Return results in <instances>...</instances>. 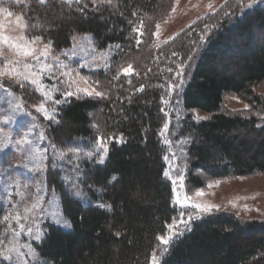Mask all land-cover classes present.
I'll return each instance as SVG.
<instances>
[{"label": "trees", "instance_id": "obj_1", "mask_svg": "<svg viewBox=\"0 0 264 264\" xmlns=\"http://www.w3.org/2000/svg\"><path fill=\"white\" fill-rule=\"evenodd\" d=\"M28 1L9 6L23 12L29 32L51 42L58 53L71 47L76 34L92 35L99 49L115 48L109 70L85 73L96 79L103 95L70 96L46 123L58 144L95 143L102 135L111 142L104 165L81 161L82 198L70 192L59 173H49L72 227L49 225L35 244L40 259L47 264H152L156 253L158 264H264V220L212 214L193 219L190 230H182L166 252L157 239L178 215L165 176L162 131L170 87L187 70L192 69V77L179 96L183 111L173 119L180 126L175 137L186 140L189 183L202 187L196 171L217 179L264 172V100L256 93L264 85V40L249 43L254 34H264V0L252 7L250 0L226 2L162 47L155 45L152 31L171 0H114L100 7L90 0ZM241 37L251 46H243L238 76H230L221 68ZM21 92L28 104L40 97L25 86ZM229 94L251 98V109L225 113ZM194 111L207 119L195 120ZM217 156L225 163L215 162Z\"/></svg>", "mask_w": 264, "mask_h": 264}, {"label": "rangeland", "instance_id": "obj_2", "mask_svg": "<svg viewBox=\"0 0 264 264\" xmlns=\"http://www.w3.org/2000/svg\"><path fill=\"white\" fill-rule=\"evenodd\" d=\"M48 1L50 0H43L41 3ZM90 1L98 4L99 7L102 3L109 2V0ZM230 1L234 0H171L157 16L153 26L152 37L155 45L162 47L183 36L200 19ZM250 1L251 4L248 6L252 7L261 0ZM28 2V0H0V9H8L13 13L9 17L5 12L0 11V36L6 35L10 43L30 42L37 37L29 32L26 20L28 17L9 6L11 3L27 4ZM209 4L212 5L211 8L208 7ZM17 17L23 19L17 21ZM60 18L64 19L62 16ZM50 27H53V23ZM21 37L24 39L22 40ZM262 40L264 34L258 37L254 34L249 43L254 45L256 41ZM249 43L248 39L241 37L236 44H231L232 49L228 56L230 58L227 57L224 63L226 68L225 66L221 68L227 75L238 76V70L243 62L239 55L240 51ZM45 44L49 45L47 56L40 55ZM30 46L36 49L39 61L31 57H22L11 48L4 49L3 55L0 56V253L11 257L10 260L0 258V262L7 264H47L40 259L35 244L44 239L49 225H56L64 230H71L72 227L62 209L59 193L49 182V173L55 171L59 173L61 181L65 186L67 185L70 192L82 198L83 194L77 180L84 172L81 161L87 158L91 162L104 165L111 142L102 135L95 143L74 139L58 144L51 139L46 123L57 117L60 106L70 96H102L95 94L102 93L96 79L85 73L109 70L115 48L109 46L104 50L99 49L93 36L89 34L74 35L71 47L59 53L52 48L51 42L40 37ZM0 47L3 45L0 44ZM25 64L31 67H25ZM191 77L192 69L187 70L186 75L184 73L180 75L177 83L170 87L171 103L165 124L167 129L164 127L162 131L163 140L167 145L165 173H169L165 176L172 183L173 204L178 212L175 220L179 221L181 213H184L185 220L189 215L204 217L219 213L234 214L240 220H264V172L246 177L217 179L206 172L196 171L194 174L202 182V187L194 188L189 183L184 158L185 150H183L186 140L175 137L180 126L173 118H180L183 103L179 96L183 86ZM33 79L37 83H31ZM22 86L40 96L36 103L28 104L21 92ZM84 88L92 92V95L79 90ZM93 89L95 91H92ZM68 92L73 94L69 96ZM256 93L264 100V85L259 86ZM250 100L251 98L244 95L229 94L225 97L223 111L227 114L247 112L252 107ZM41 104L47 109L46 113L38 110ZM191 114L197 121L208 117L199 111ZM197 117H205V119H197ZM95 118L97 124L101 126L102 115L97 113ZM173 128L174 132H172ZM245 135L242 133L243 138ZM101 139L106 144V151L99 147ZM101 157H103L102 163ZM217 161L225 163L219 156L215 158V162ZM179 176L183 177L182 186ZM201 190L204 195L196 196L195 193ZM177 192L182 196L187 194L193 197L194 203L217 207L209 212H199L191 206L182 207L176 202ZM86 204L92 205L90 201ZM4 217L9 219L5 221ZM16 217H19V221ZM20 224L24 225L23 231H20ZM29 229L31 232L28 231ZM184 229L185 225L180 224L179 231ZM13 230L19 231L20 235L15 236ZM157 259L159 262V258Z\"/></svg>", "mask_w": 264, "mask_h": 264}, {"label": "snow or ice", "instance_id": "obj_3", "mask_svg": "<svg viewBox=\"0 0 264 264\" xmlns=\"http://www.w3.org/2000/svg\"><path fill=\"white\" fill-rule=\"evenodd\" d=\"M41 2H43V0H41ZM67 2L71 3V0H67ZM110 2V0H109ZM209 8L212 7L211 4L208 5ZM0 11H3L7 14V16L11 17L13 15V13L11 11H9L8 9H0ZM23 17H17V21L22 20ZM21 39L23 40L24 38L21 37ZM39 37H35L33 38L32 41L30 42H25V43H18V42H9V38L6 35L0 36V44L3 45V47H0V56L3 55L4 53V49L6 48H11L13 50H15L17 52L18 55L22 56V57H31L37 61H39V56L36 55V49L34 47H31V44H34L36 40H38ZM139 43V41H138ZM175 55V53H173ZM40 55L43 56H47L49 55V45L45 44L44 45V49L43 51L40 53ZM25 67L30 68L31 66L29 64H25ZM131 70V65L129 66L128 69H126L125 71L128 72ZM25 79H27V77H25ZM31 83H37V81L35 79L30 81ZM73 83H75L73 81ZM80 91H84L85 93H87L88 95H92V92H90L87 88L84 89H79ZM92 91H95V89H93ZM72 92H68L67 95H72ZM97 96L103 95L100 92H96L95 93ZM245 107H248L247 105H245ZM41 111H44L45 113L47 112V109H45L44 105L41 104L39 106V109ZM50 118V117H49ZM197 119H205V117H197ZM165 129H167V125H165ZM22 142H26V141H22ZM168 142V141H166ZM99 147L101 149H104L106 151V144L104 142L103 139H101L99 141ZM100 162H103V157H101ZM165 175H169V173H165ZM178 179L181 181V186H182V181H183V177L179 176ZM173 183H176V181H173ZM212 185H209V187H211ZM196 196H202L204 195L203 191H197L195 193ZM176 202L178 204H180L182 207H187V206H191L192 208L197 209L199 212H209L212 210V208L217 207L215 205H208V204H202V203H194L193 202V197L188 196L187 194L185 195H181L179 192H177L176 194ZM235 206V205H233ZM195 218H199L198 215L193 216V215H189L187 220L184 219V213L180 214V219L179 221H176L175 219L173 220V223L170 224L169 227V232L166 235H161L158 236L157 239L160 241V244L164 246L163 252L167 251V246L174 240V238L178 235H182V232L179 231V225L183 224L185 225V228L190 230V222L195 219ZM9 218L8 217H4V220L7 221ZM17 221H19V217H16ZM24 230V225L20 224V231ZM14 231V235L15 236H19L20 232L19 231ZM29 232H31V229L28 230ZM163 252L161 254H163ZM0 258L2 259H11L10 256L5 255L4 253H0ZM152 262L153 264H158V259H157V255L156 253L152 254Z\"/></svg>", "mask_w": 264, "mask_h": 264}]
</instances>
